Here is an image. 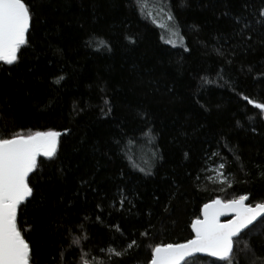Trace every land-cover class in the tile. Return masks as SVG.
I'll return each mask as SVG.
<instances>
[{
	"label": "trees",
	"instance_id": "trees-1",
	"mask_svg": "<svg viewBox=\"0 0 264 264\" xmlns=\"http://www.w3.org/2000/svg\"><path fill=\"white\" fill-rule=\"evenodd\" d=\"M26 2L29 43L15 65L0 62V128L61 133L56 157L38 158L30 175L34 199L18 210L31 264H82V254L89 264H147L152 245L193 237L206 202L264 201V114L255 107L264 103V0ZM235 16L261 21L246 44L225 43ZM167 23L179 46L163 39ZM89 38L109 50L86 47ZM221 162L229 182L217 184L208 171ZM120 190L131 201L123 208ZM81 223L88 239L70 247ZM132 239L121 257L109 255ZM262 261L264 216L237 240L233 264Z\"/></svg>",
	"mask_w": 264,
	"mask_h": 264
},
{
	"label": "snow or ice",
	"instance_id": "snow-or-ice-1",
	"mask_svg": "<svg viewBox=\"0 0 264 264\" xmlns=\"http://www.w3.org/2000/svg\"><path fill=\"white\" fill-rule=\"evenodd\" d=\"M142 2L143 6L147 7V0ZM182 3L183 0H181ZM258 15L261 20H264V8L259 10ZM147 16L151 18L152 14L147 13ZM167 19L172 21L175 17L169 14ZM32 20L31 5L26 0H0V62L10 66L18 62V53L29 43L28 33ZM233 20L238 27L234 30L232 37L226 38L225 43L238 39L242 45L246 44L251 40L250 35H245L246 31L250 29L252 23L261 22L249 21L243 16H235ZM168 43L172 41L169 40ZM94 44L97 51L109 50L106 41L97 42L94 38H89L85 42L86 47H92ZM217 52L227 60L226 52L220 49H217ZM62 79V76L58 77L55 83L58 84ZM207 82L205 80V83ZM248 102L253 103L251 100ZM255 107L264 112V103H255ZM60 135V132L53 130L10 132L6 124L0 128V264H30L31 248L22 235L21 228L18 227V210L26 201L30 202L29 198L34 199L30 175L34 174L38 168V158L56 157ZM225 166V162H221L219 169H225ZM140 170L145 171L143 168ZM145 174L151 173L145 172ZM219 175L224 178L222 182H227L224 171H220ZM88 184L89 181L82 180V186ZM119 194L121 208L125 203L131 204L123 190H120ZM247 200L249 195L245 194L230 200L217 198L205 203L201 210L202 218L197 217L191 223L193 238L184 243L152 245L148 264H189L188 258L194 257L196 253H206L223 264H233L237 240H242L244 230L248 229L258 217L264 216V202L257 203L253 207L245 203ZM99 207L100 205H97V208ZM230 213L234 214L233 218L222 223L220 218ZM97 219L99 220V217ZM79 228L81 235L72 239L70 247H80L82 241L88 239L83 235V223L79 225ZM75 230V227L66 229L70 235ZM117 231H121L118 226ZM140 235L146 237L148 232H142ZM135 245L137 241L132 239L127 247L120 251L112 247H109L107 251L110 256L121 257L126 250ZM245 249L252 252L246 243ZM252 255L255 256V253L252 252ZM81 262L89 264L83 254ZM261 264H264V261Z\"/></svg>",
	"mask_w": 264,
	"mask_h": 264
},
{
	"label": "rangeland",
	"instance_id": "rangeland-1",
	"mask_svg": "<svg viewBox=\"0 0 264 264\" xmlns=\"http://www.w3.org/2000/svg\"><path fill=\"white\" fill-rule=\"evenodd\" d=\"M164 29H165V37H163V39L168 42L169 40L172 41V43H169L173 46H179L180 44H182V37L178 34H176L174 32V30L171 28V25L169 23H167L165 26H164ZM219 165L220 164H214V165H211L209 167V171H208V178L210 181L214 182V183H217V184H224V183H228L229 182V177L227 176V174H225V176L227 177V182H222L223 181V177H221L219 175L220 171H223L222 169H219Z\"/></svg>",
	"mask_w": 264,
	"mask_h": 264
},
{
	"label": "water",
	"instance_id": "water-1",
	"mask_svg": "<svg viewBox=\"0 0 264 264\" xmlns=\"http://www.w3.org/2000/svg\"><path fill=\"white\" fill-rule=\"evenodd\" d=\"M263 114H264V112H263ZM215 199H217V198H215ZM220 199V198H219ZM209 202H211V200L210 201H208V202H206V203H209ZM264 202V201H263ZM245 203L246 204H249V203H247V201H245ZM204 205V204H203ZM256 205V204H255ZM255 205H251V206H255ZM202 208H203V206H202ZM202 208H201V210H202ZM233 215L234 214H228V215H226V216H222L221 218H220V220H221V222L222 223H224V222H227L228 220H230V219H232L233 218ZM263 216H260V217H258L257 218V220L256 221H258L260 218H262ZM200 218H202V215H201V213H200ZM195 220V219H194ZM256 221H254L253 222V224L256 222ZM192 223V222H191ZM252 224V225H253ZM252 225H249V227H251ZM191 230H192V228H191ZM246 230V229H245ZM244 230V231H245ZM192 233H193V236H194V232L192 231ZM193 238V237H192ZM191 238V239H192ZM184 242H186V241H184ZM184 242H180V243H184ZM197 255H200V256H208V257H210V258H212V259H216V260H218L217 258H215V257H211V256H209V255H207L206 253H196V254H194V256H197ZM189 259V258H188ZM31 264V263H30ZM148 264V263H147Z\"/></svg>",
	"mask_w": 264,
	"mask_h": 264
}]
</instances>
